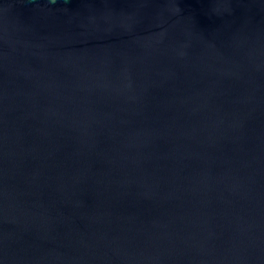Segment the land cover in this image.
<instances>
[{
	"label": "water",
	"instance_id": "obj_1",
	"mask_svg": "<svg viewBox=\"0 0 264 264\" xmlns=\"http://www.w3.org/2000/svg\"><path fill=\"white\" fill-rule=\"evenodd\" d=\"M0 264H264V0H0Z\"/></svg>",
	"mask_w": 264,
	"mask_h": 264
}]
</instances>
